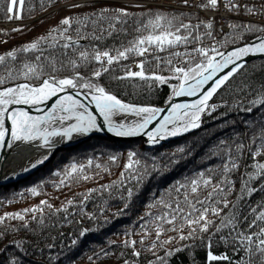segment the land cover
<instances>
[{"label": "snow or ice", "instance_id": "6c2138e0", "mask_svg": "<svg viewBox=\"0 0 264 264\" xmlns=\"http://www.w3.org/2000/svg\"><path fill=\"white\" fill-rule=\"evenodd\" d=\"M185 6L190 5V0H182ZM222 0H200L195 7L201 9H217ZM74 4L72 7H81ZM223 6L229 11H238L239 4L233 0H226ZM29 7V0H0V12L8 21L22 20L24 12ZM245 11L252 13V8L245 7ZM203 26V33L200 32ZM131 27L133 37L126 42H121L119 46L113 45L98 46L102 42L114 35H128ZM211 21H201L196 24L185 23L181 16L170 15L164 11H153L135 14L124 7L109 8L103 7L90 14L82 16H67L59 21V24L52 28L46 35H42L35 40L23 45L19 49H12L4 54H0V148L5 146V138L10 135L11 147L13 143L42 141L41 147H51L53 138L71 139L73 133L86 134L93 129L99 130L96 117L88 111L85 104L81 103L76 97L81 93L77 89L83 90L86 95H90L91 102L94 103L96 111L103 117L108 131L116 136H136L140 135L157 119L165 109L155 106H137L125 103L118 98L98 80L104 74H112L114 66L120 65L123 68V75H111L114 80H133L138 79L151 84H167L170 80L177 81L172 86L173 96H197L198 99L190 104L170 103V110L164 115L159 126L154 131L146 133L149 142H157V138L164 139L167 136H178L192 129L201 126V116L208 109L216 110V105H210L209 101L229 81L245 67L244 60L250 55H264V35H258V43L245 44L235 47L227 52L221 51L217 45L226 44L227 38L223 41L216 40ZM233 29L231 42L235 44L243 38V33L236 30L243 27L246 31H258L264 33V27L254 28L252 25L230 24ZM12 31H22L14 28ZM6 34V33H5ZM211 41L206 44L205 40ZM89 41L87 46L81 41ZM192 45L190 50L187 46ZM184 47L185 51L178 50ZM47 49H54L51 55H44ZM36 54L32 59L25 58L20 61L19 66L16 62L20 60L22 54ZM166 53L167 55H160ZM133 57L143 59L135 63L133 71L131 67L122 65V61H127ZM219 57V59H217ZM80 69H85L82 73ZM228 69L227 72L225 70ZM167 71L170 75H164ZM68 73L61 75V73ZM223 73V75H220ZM21 78L23 82L20 81ZM14 82V83H9ZM211 86L205 91V86ZM251 88V85H247ZM68 90L75 92V95H59ZM256 99L250 102V106L245 110L252 111V106L264 105V84L253 89ZM58 100L53 105L51 111L43 116H32L21 108H14L16 105L38 106L52 97ZM121 114H131L137 117L134 123H116L113 117ZM66 127L56 126L65 125ZM6 121L11 122V128L6 127ZM257 140L260 143L252 148L244 143H236V154L232 148L226 145L225 141H220V145H225L222 149L223 160L218 169H208L200 171L185 182H177L171 189L168 199L160 198L149 208L160 207L161 211L157 214L146 213L150 220L141 217L144 223L141 229L144 237L138 242L134 239H126L123 243L125 247L133 249L132 255L139 258L141 252L136 249L137 243L144 244V240L151 234L148 224L151 223L156 239L146 250L152 251L155 259L149 264H168L167 258L176 252L183 251L187 245H182L174 249H167L165 245L174 240H196L200 239L206 247V264H219L227 261L228 264H264V203L250 208L251 219L249 216H241L236 211L239 203H233L228 199V193L235 187V181L230 179V175L240 168L239 160L246 150L255 163L251 169L242 176V186L240 192L247 196H252L258 191H264V128L258 134H254L251 140L253 145ZM184 152L183 148L178 149ZM137 153L129 152L124 171L120 173L119 181H114L112 185H101L99 189H89L83 195V201H87L93 192L106 191L117 184H123L125 173H132L131 178L140 182L143 174L138 167L141 161L136 158ZM48 157L38 159L31 164L35 168L38 164L44 163ZM256 158H260L257 160ZM109 159L116 162L117 157L111 156ZM93 164L91 159L87 165L73 163L55 175L62 177L60 185H65L67 181L78 179L87 181L92 177L86 174V168ZM101 168L100 164L95 165ZM248 167L247 165L245 166ZM27 170V169H25ZM261 181L260 187L252 185L253 181ZM31 195L36 196L40 193L37 187L27 190ZM175 193V197L171 194ZM134 194L132 188L127 189V197L130 199ZM245 195L238 196L237 200L242 201ZM11 203V201H8ZM74 201L68 199L66 205H73ZM40 205L51 210V205L46 200H41ZM55 209V212H68V207ZM231 206L233 209L227 214H223L225 209ZM127 207V204H125ZM45 209L37 206L31 209H24L22 212L5 213L0 216V225H4L8 220H18L21 222L19 227L12 226L0 231V238L6 235L8 230L19 231L28 230L30 222L26 217L31 214V220L38 224H44ZM39 213L38 217L35 215ZM216 217V220L210 218ZM91 218V217H90ZM246 222L247 226L242 227ZM185 229L187 232L185 233ZM214 229V231H213ZM225 230L227 232L225 233ZM176 232V236L161 240L160 237L166 232ZM85 233H80L83 236ZM203 234H209L205 240ZM130 235V234H129ZM219 236V240L230 244L234 252H242L234 262L233 258L227 254L218 255L212 250L214 247L213 237ZM16 249L26 253V246L22 241H11ZM72 245L77 241L72 240ZM49 248L53 245L49 244ZM157 248L164 249V255H156ZM6 250V249H5ZM108 253L105 252L104 255ZM91 259V257L89 258ZM7 264H22L19 253L7 259ZM124 264H129L125 260Z\"/></svg>", "mask_w": 264, "mask_h": 264}, {"label": "trees", "instance_id": "16d2710c", "mask_svg": "<svg viewBox=\"0 0 264 264\" xmlns=\"http://www.w3.org/2000/svg\"><path fill=\"white\" fill-rule=\"evenodd\" d=\"M74 4L82 6L72 7ZM103 7H124L135 14L147 12L149 9L159 10L181 16L185 23H199L195 13L157 5L126 4L119 0H29V7L25 10L23 18L28 22L20 27L22 31H10L5 34L0 40V54L19 49L36 38L46 35L67 16H82ZM2 19L4 15L0 12V20ZM203 31L202 26L200 32ZM236 31L243 33V38L235 44L231 42L233 29L217 37L220 41L226 38L228 40L226 44L219 45L220 50L238 45L259 34L258 31H246L243 28ZM133 35L129 27L127 36L114 35L98 42V46H119L121 42L132 39ZM207 41L209 40L206 39L204 42ZM88 43L87 40L81 41L84 46ZM191 47L192 45H188L187 50ZM178 50L186 49L182 46ZM54 52L58 54L57 50L47 49L44 55H51ZM34 55L36 54H22L16 66L18 67L20 61L25 58L32 59ZM140 59L143 58L139 57ZM131 60L132 58L122 61L121 64L129 67ZM80 71L86 72L85 69ZM2 74L4 73L0 69V75ZM65 74L68 73H61V75ZM163 74L170 75L167 71ZM111 75H123V68L120 65L114 66V72L104 74L98 82L123 101L139 105L166 104L172 94V86L177 84V81L170 80L167 84L149 86L148 83L138 79L114 80ZM20 81L23 79L21 78ZM260 84H264V58H255L245 63V67L229 81L228 85L213 96L209 104L216 105V110L212 111L210 108L202 114L199 128L151 145L143 144L140 138L111 140L90 136L70 147L56 149L46 162L28 175L0 185V216L37 206L45 209L43 225L32 221L29 214L26 217L30 222L28 230H8L6 235L0 238V264H7V259L17 253L22 264H124L125 260L129 264H149L155 256L152 251L146 249L156 239L154 231H151L153 228L151 223L148 224L151 234L144 240L143 245L140 243L136 245V249L141 252L139 258L134 257L133 249L125 247L123 242L129 238L139 242L144 237V231L141 229L144 221L141 217L150 220L146 213L151 212L155 215L161 211L159 206L149 208V205L160 198L168 199L171 189L177 185V182L183 183L200 171L215 170L221 166L222 149L225 145H220V141H225L234 154H236V143L257 147L260 141L257 140L253 145L251 140L254 134H258L264 128V105L252 106L251 112L245 109L250 106L252 100L256 99L253 89L258 88ZM247 85L252 87L249 88ZM180 148H183L184 152H179ZM129 152L137 153L136 158L141 161L138 167L143 174L142 180L137 182L131 178L132 173L126 172L123 184H117L106 191L93 192L87 201L81 203L82 194H87L89 189H99L101 185H112L114 181H119ZM111 156L117 157L116 162L109 159ZM89 159L93 164L90 168H86V174L90 175L91 179L87 181L73 179L57 187L62 177L55 173H62L73 163L87 165ZM255 162L256 160L245 150L239 160V170L229 177L235 181V187L228 193V199L233 203H239L236 211L241 216H249V219H251L250 208L264 203V191H258L250 197L240 192L243 183L241 178L246 171H255L251 169V165ZM96 164H100L101 168H96ZM260 184L259 180L252 182L257 188ZM31 187H37L40 194L31 195L27 191ZM128 188L134 191L130 199L127 197ZM171 194L175 197V193ZM240 195H245V199L238 201ZM68 199L74 201L73 205H66ZM41 200L48 201L53 208L49 210L40 205ZM64 206L68 207V212H55V209ZM232 210L230 206L222 215ZM35 215L40 216L39 213ZM210 218L219 223L218 218ZM20 224L18 220H8L4 225H0V231L11 229L12 226L19 227ZM246 226V222L242 224V227ZM82 231L85 233L83 236L80 235ZM176 235V232L169 231L160 239L167 240ZM203 235L207 240L209 234ZM73 239L77 241L75 245L71 243ZM11 241H22L26 246V253L16 249ZM49 244L53 247L49 248ZM213 244L214 253L227 254L233 258V262L243 255L242 252H234L230 244L219 240V236L213 237ZM182 245L188 247L168 257V264H206L207 249L200 239L174 240L165 245V248L174 249ZM105 252L108 254L104 255ZM155 252L156 255H164L162 248H157ZM219 264H228V262L221 261Z\"/></svg>", "mask_w": 264, "mask_h": 264}, {"label": "water", "instance_id": "95a60500", "mask_svg": "<svg viewBox=\"0 0 264 264\" xmlns=\"http://www.w3.org/2000/svg\"><path fill=\"white\" fill-rule=\"evenodd\" d=\"M258 35H264V33H259L256 36H253L250 39H248V40H246V41H244V42H242V43H240L238 45L229 47V48L221 50V51L225 52V54H226L227 52L233 50V48H235V47L244 46L245 44H250V43H258L259 41L256 40V37ZM255 58H264V55H260V54L250 55V56L245 58L244 63H247L248 61H250L252 59H255ZM217 59H219V57H217ZM227 71H228V69L225 70V72H227ZM220 75H223V73H221ZM210 86H211V82H209V85L205 86V91ZM76 91H80V93H81L76 98L78 100H80L81 103L85 104V106L87 107L88 111H90L96 117V123L98 125L99 130L93 129L92 131H90V132H88L86 134L73 133L71 139H68V138H61L60 139V137H58L56 140H53V144H52L51 147H41L40 145L42 144V141H34V142H30V143L16 142V143H13L11 147H8V144L11 143V137H10V135L7 136L5 138V146L0 148V185H3V184L8 183V182H10L12 180H17V179H19V178H21L23 176H26L29 173H31L33 170H35L39 165H41V164H38L35 168H32L31 164L35 162V161H33L30 164H28L27 166H25L24 168L16 171L13 175H11V176L5 175L4 172H5V167L7 165L8 160L10 158H13L14 157V153L17 152L18 150L24 151L23 155L27 156V151L28 150H35L36 151V150H38L39 147L41 149H45L46 152L39 159H43L45 156H47L48 158L46 160H44V162H46L52 156V154L54 153V151L56 149L63 148V147H70V146L74 145L75 143H78L81 140H84V139H86V138H88L90 136H99V137L108 138V139H111V140H132V139L140 138L143 144L151 145L153 143L149 142L148 136L146 135V133L149 132V131H154L159 126L160 119L164 115H167L168 111L170 110V103L190 104V103H192V102H194L195 100L198 99L197 96H173L171 94L169 100L164 105H151V104L139 105V104H135L137 106H155V107L163 108V109H165V111L161 112L159 114V116L157 117V119L154 120L152 122V124H150L148 126V128L145 129V131L143 133H141L140 135H136V136H116L114 133L108 131V127L105 124V122L103 120V117L100 116V114L95 109L94 103L91 102L90 95H86L85 92L83 90H80V89H77ZM68 94L75 95V92H73L72 90H68V92L60 93L59 95H68ZM57 100H58V96L57 97H52V99L47 100L46 102H44V103H42V104H40L38 106L16 105V106H13V107L14 108H21L24 111H27L32 116H43L49 110L51 111L53 105H55ZM125 103H129V102H125ZM131 104H134V103H131ZM114 118L115 117H113V120H114ZM114 121L116 123H134L137 120L128 121V122H123L121 120H114ZM69 123H75V121L74 120L73 121H68V122L65 123V125H56V126L66 127L67 124H69ZM6 127H8L9 129L11 128V122L10 121H6ZM171 137H174V136H167L164 139H160L158 137L157 138V142H155V143L162 142V141H164L166 139H169ZM25 169H27V170H25Z\"/></svg>", "mask_w": 264, "mask_h": 264}, {"label": "built area", "instance_id": "2783aa9c", "mask_svg": "<svg viewBox=\"0 0 264 264\" xmlns=\"http://www.w3.org/2000/svg\"><path fill=\"white\" fill-rule=\"evenodd\" d=\"M226 0H222V3L217 9H201L195 7L200 3V0H190V5L185 6L182 0H135V3L146 4H159L163 6H176L179 9L193 11L198 13L199 21H211L213 22V34L217 40V37L226 34L230 31V24H235L237 21L244 19V24H252L255 28L264 27V0H233L234 3L239 4L238 11H229L223 6ZM245 7L252 8L254 11L249 13L245 11ZM25 21H6L2 22V26L14 28L16 25H22ZM243 23V22H242ZM211 43L207 41L206 44ZM219 47V45H217ZM136 69V68H135Z\"/></svg>", "mask_w": 264, "mask_h": 264}, {"label": "bare ground", "instance_id": "6f19581e", "mask_svg": "<svg viewBox=\"0 0 264 264\" xmlns=\"http://www.w3.org/2000/svg\"><path fill=\"white\" fill-rule=\"evenodd\" d=\"M137 119H138L137 117H135L131 114H126V115L121 114V115L115 116V118H114V120H121L123 122L135 121ZM57 138L58 137L53 138V140H56ZM23 152L24 151L18 150L17 152L14 153L13 158L9 157L10 159L8 160L7 165L5 167V172H4L5 175H7V176L13 175L16 171L24 168L25 166H27L31 162L39 159L46 151H45V149H41L39 147L38 150H36V151L35 150H28L27 156L23 155Z\"/></svg>", "mask_w": 264, "mask_h": 264}, {"label": "rangeland", "instance_id": "374dc122", "mask_svg": "<svg viewBox=\"0 0 264 264\" xmlns=\"http://www.w3.org/2000/svg\"><path fill=\"white\" fill-rule=\"evenodd\" d=\"M119 1H121V2H124V3H126V4H135V5H157V6H163V5H159V4H146V3H135V0H119ZM61 5H64V4H61ZM163 7H168V8H174V9H179V8H177L176 6H163ZM179 10H182V11H185V12H191V13H195L196 15H197V22H200L199 21V16H198V13H196V12H193V11H187V10H183V9H179ZM244 19H242V20H240L241 22H239V21H237L235 24L236 25H241V26H243V25H246V24H244V23H247V22H244L243 21ZM6 21H8V20H6L5 18L4 19H2V20H0V40H2L4 37H5V33H7V32H10V31H12V29H14V28H20L23 24H25V23H27L28 22V20H11V21H25L22 25H16L14 28H10V27H5V26H2V22H6ZM243 22V23H242ZM234 24V23H233ZM247 25H252V24H247ZM253 26V25H252ZM241 28H243V27H241ZM255 28V27H254ZM232 29L230 28V31H231ZM229 31V32H230ZM229 32H227V33H229ZM226 33V34H227ZM217 40H218V38H217ZM139 60V57H133L132 58V60L130 61V64H129V67H131L132 68V70L133 71H136V70H138V69H135V63L137 62ZM19 82H23V81H19ZM213 98V97H212ZM211 101V100H210ZM210 101H209V103H210ZM82 141V140H81ZM79 143V142H78ZM76 144V143H75Z\"/></svg>", "mask_w": 264, "mask_h": 264}]
</instances>
